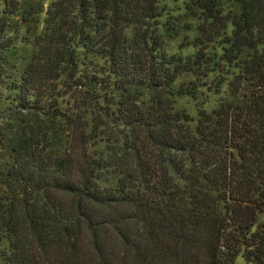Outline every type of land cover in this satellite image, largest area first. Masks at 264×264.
Instances as JSON below:
<instances>
[{
  "label": "trees",
  "instance_id": "16d2710c",
  "mask_svg": "<svg viewBox=\"0 0 264 264\" xmlns=\"http://www.w3.org/2000/svg\"><path fill=\"white\" fill-rule=\"evenodd\" d=\"M183 7L0 0V264H264V0Z\"/></svg>",
  "mask_w": 264,
  "mask_h": 264
},
{
  "label": "rangeland",
  "instance_id": "374dc122",
  "mask_svg": "<svg viewBox=\"0 0 264 264\" xmlns=\"http://www.w3.org/2000/svg\"><path fill=\"white\" fill-rule=\"evenodd\" d=\"M50 1L51 0H29L31 4H34L37 6L41 5L42 11H40L37 14L32 15L29 21L18 19V21H14V24H12V29L19 28L20 34L24 35V37L25 36L29 37L28 39L26 40L23 39V41L20 42L18 46V51L20 53L30 54L32 50V45L29 42L33 39L34 35L41 29L43 25V19L45 16V9ZM184 1L185 0H160V6L162 8V11L164 12L163 18L166 17L167 14L182 13L184 11V7H183ZM186 21L188 22L193 21L195 23V19L191 17H186ZM173 43H177V42L174 41ZM219 96H220L219 94L208 92L206 97L204 95L200 99H197V100L191 99L190 97H183V98L178 99V106L185 108L191 115L197 116L198 107L201 106L203 101L207 100L203 106L207 108H211L212 106L215 105ZM5 105L6 103H3V105H1V108H5ZM8 160H10L8 151L0 147L1 165L5 164V162H7ZM236 264H246V263L241 257H238L236 260Z\"/></svg>",
  "mask_w": 264,
  "mask_h": 264
}]
</instances>
